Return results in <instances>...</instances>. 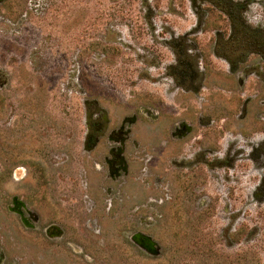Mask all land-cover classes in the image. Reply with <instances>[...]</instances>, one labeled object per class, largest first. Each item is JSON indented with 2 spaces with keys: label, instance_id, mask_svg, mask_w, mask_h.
<instances>
[{
  "label": "rangeland",
  "instance_id": "374dc122",
  "mask_svg": "<svg viewBox=\"0 0 264 264\" xmlns=\"http://www.w3.org/2000/svg\"><path fill=\"white\" fill-rule=\"evenodd\" d=\"M246 1L264 29V0ZM45 7L26 18L10 5L12 18L0 20V240L10 256L27 264H210L209 248L180 247L178 218L168 212L162 182V109L176 107L177 87L160 67L175 60L168 39L190 32L189 9L183 21L165 0L150 6L154 62L134 76L138 135L151 136L155 159L151 169L138 164L133 175L131 152L129 173L117 180L95 158L99 149H86L85 100L100 97L114 121L133 116V41L124 26L118 51L99 52L95 43L106 42L96 39L98 25L87 29L81 7L62 3L56 18ZM130 140L133 151V135ZM14 197L30 202L40 233L24 226L12 209ZM50 223L58 236L43 229ZM250 252L258 253L249 264H264V249Z\"/></svg>",
  "mask_w": 264,
  "mask_h": 264
},
{
  "label": "flooded vegetation",
  "instance_id": "af4514ba",
  "mask_svg": "<svg viewBox=\"0 0 264 264\" xmlns=\"http://www.w3.org/2000/svg\"><path fill=\"white\" fill-rule=\"evenodd\" d=\"M153 1L140 0L139 6L138 0H0L4 22L12 18L10 5L26 18L48 5L56 18L62 3L68 10L76 4L88 30L100 27L96 39L106 43L94 46L108 54L111 46L118 51L122 27H127L135 58L133 116L114 121L100 97L85 100L86 149H99L95 158L112 179L126 178L131 152L133 175L138 164L151 169L155 159L151 136L138 135L134 76L152 70ZM165 1L183 21L188 8L193 21L189 33L168 39L175 60L160 67L177 87L176 107L162 109L164 203L178 218L180 247L209 248L210 264H234V259L249 264L250 254L258 253L250 249H264V29L249 15L246 0ZM30 208L29 201L14 197L12 209L24 226L40 233V217ZM43 229L51 237L61 231L51 223ZM257 232L260 238L254 237ZM27 263L11 257L0 240V264Z\"/></svg>",
  "mask_w": 264,
  "mask_h": 264
}]
</instances>
